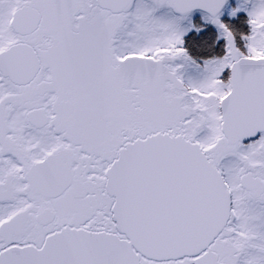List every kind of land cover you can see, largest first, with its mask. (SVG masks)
<instances>
[{
  "label": "snow or ice",
  "instance_id": "1",
  "mask_svg": "<svg viewBox=\"0 0 264 264\" xmlns=\"http://www.w3.org/2000/svg\"><path fill=\"white\" fill-rule=\"evenodd\" d=\"M227 4L0 0V264H264V0Z\"/></svg>",
  "mask_w": 264,
  "mask_h": 264
},
{
  "label": "trees",
  "instance_id": "2",
  "mask_svg": "<svg viewBox=\"0 0 264 264\" xmlns=\"http://www.w3.org/2000/svg\"><path fill=\"white\" fill-rule=\"evenodd\" d=\"M223 22L225 24H228L234 31L237 32V30L242 29L243 31H246L244 34H247V24L244 21L243 17H237L234 19H223ZM240 33V32H237ZM216 34L214 32V29L210 26H205V31L200 34V36H195L194 33H190L188 37L185 38L186 41V47L190 48V54L194 57L197 56H210L213 54H222V45L224 43L223 40H220L219 43L215 45V47H211L215 41ZM237 41H239V35L237 36ZM194 45H201L202 50L198 51Z\"/></svg>",
  "mask_w": 264,
  "mask_h": 264
},
{
  "label": "rangeland",
  "instance_id": "3",
  "mask_svg": "<svg viewBox=\"0 0 264 264\" xmlns=\"http://www.w3.org/2000/svg\"><path fill=\"white\" fill-rule=\"evenodd\" d=\"M242 4H243V0H232V5H233V6H231V5H230V2H228V4H227V5L225 6V8L223 9V14H222V16H221V19H222V17H224V16L232 17V16L230 15L231 12H232L234 9L240 7ZM237 17H243L244 21H245V22L247 21V15H246V13H245L244 11H240V12H238L235 18H237ZM230 19H231V18H230ZM232 19H234V18H232ZM193 21H194V23H196L198 26H199V25H202V24H203V21L201 20V13L194 12V13H193ZM209 26H211V25H209ZM211 27L214 29V32H215V34L217 35L218 33H217L216 29H215L213 26H211ZM247 31H248V30H247ZM237 32L245 33L246 31H243L242 29H240V30H237Z\"/></svg>",
  "mask_w": 264,
  "mask_h": 264
},
{
  "label": "flooded vegetation",
  "instance_id": "4",
  "mask_svg": "<svg viewBox=\"0 0 264 264\" xmlns=\"http://www.w3.org/2000/svg\"><path fill=\"white\" fill-rule=\"evenodd\" d=\"M196 12L200 13L199 11H196Z\"/></svg>",
  "mask_w": 264,
  "mask_h": 264
}]
</instances>
